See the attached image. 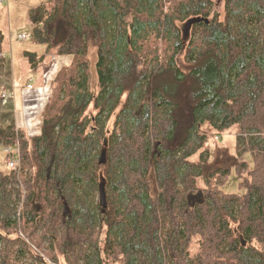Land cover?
Returning a JSON list of instances; mask_svg holds the SVG:
<instances>
[{"label": "trees", "instance_id": "obj_1", "mask_svg": "<svg viewBox=\"0 0 264 264\" xmlns=\"http://www.w3.org/2000/svg\"><path fill=\"white\" fill-rule=\"evenodd\" d=\"M220 1L31 10L33 42L72 60L41 134L0 126L27 191L19 215L21 177L0 169V264H264V0ZM25 57L37 73L46 54ZM231 131L236 164L206 172L209 141Z\"/></svg>", "mask_w": 264, "mask_h": 264}, {"label": "rangeland", "instance_id": "obj_2", "mask_svg": "<svg viewBox=\"0 0 264 264\" xmlns=\"http://www.w3.org/2000/svg\"><path fill=\"white\" fill-rule=\"evenodd\" d=\"M53 2L54 0H0V31L6 36L4 43L6 64L2 68L3 75L0 76V95L4 89L7 91L15 90V99L3 101L0 98V126L3 128L10 125L19 127L18 125L22 124L23 109L25 108L27 111V120L25 119L26 130L24 129V131L33 136L41 134L43 111L53 93L54 80L57 78L62 67L71 63L72 57H58L56 51L47 53L45 46L37 45L31 39V33L33 31V26L30 21L31 10L41 5H51ZM222 11L223 1L215 0L213 13H222ZM19 34H26L29 37L26 40H19ZM25 52H35L38 55L46 54L43 66L37 73L31 71V66L25 57ZM90 63L91 89L95 94H98L99 84L95 52L91 55ZM28 76H32L31 78L34 80L35 91L30 92L21 86L23 80ZM35 92L38 94L44 92V94H42V97L38 96L39 98L36 99L35 97L34 99ZM16 129L17 131L23 130L20 128ZM234 133V131H231L224 136L213 137L209 141V148L211 149L213 158L209 162L206 172L215 168H225L236 164L235 158L237 154L235 152ZM7 161V154L4 148L0 147V169H7ZM151 178L154 194L156 192V185L153 176ZM18 181L19 187L24 186L26 190L22 177ZM237 184L238 179L235 172H233L224 191L228 193L238 192ZM26 193H22V207H19L21 212L23 210ZM21 222L22 219H19L17 223L19 232L22 230Z\"/></svg>", "mask_w": 264, "mask_h": 264}, {"label": "built area", "instance_id": "obj_3", "mask_svg": "<svg viewBox=\"0 0 264 264\" xmlns=\"http://www.w3.org/2000/svg\"><path fill=\"white\" fill-rule=\"evenodd\" d=\"M29 36L26 34H20L18 36L19 40H26ZM27 90H32L33 86L31 82H29L26 86ZM15 97V93L13 91H7L6 89L2 90L0 98L1 100L5 101L7 99H13ZM5 152L8 154L9 159L7 162L8 167L11 170H14L17 172L19 178H20V173H21V162H20V156H19V147L17 144L14 146L6 147ZM22 193L25 194L26 190L24 186H21ZM25 198V196H24ZM22 207V203L20 205ZM19 215H21V210L19 209Z\"/></svg>", "mask_w": 264, "mask_h": 264}, {"label": "crops", "instance_id": "obj_4", "mask_svg": "<svg viewBox=\"0 0 264 264\" xmlns=\"http://www.w3.org/2000/svg\"><path fill=\"white\" fill-rule=\"evenodd\" d=\"M5 55V54H4ZM28 69V68H27ZM29 72H30V70H29ZM3 69H1L0 70V76H2L3 74ZM32 76H28L26 79H24L23 80V83H22V85L21 86H23V87H25L26 88V85L30 82V80L32 81V84H33V89L32 90H30V92H32L33 90L35 91V86H34V80L31 78ZM3 83H6L5 81H2ZM42 94H44V92H40L39 94L37 93V92H35V95L33 96L34 97V99H35V97H36V99L37 98H39V97H42ZM39 96V97H38ZM25 106V105H24ZM26 117H27V111H26V109L24 108L23 109V115H22V124L21 125H18L19 126V128L20 129H25V126H26V124H25V119H26ZM27 120V119H26ZM26 130V129H25Z\"/></svg>", "mask_w": 264, "mask_h": 264}, {"label": "water", "instance_id": "obj_5", "mask_svg": "<svg viewBox=\"0 0 264 264\" xmlns=\"http://www.w3.org/2000/svg\"><path fill=\"white\" fill-rule=\"evenodd\" d=\"M107 162V156H106V149L102 151V154L100 156L99 164L100 165H105ZM104 197H103V202H104ZM245 245V243L243 244Z\"/></svg>", "mask_w": 264, "mask_h": 264}, {"label": "bare ground", "instance_id": "obj_6", "mask_svg": "<svg viewBox=\"0 0 264 264\" xmlns=\"http://www.w3.org/2000/svg\"><path fill=\"white\" fill-rule=\"evenodd\" d=\"M28 130V129H27Z\"/></svg>", "mask_w": 264, "mask_h": 264}]
</instances>
